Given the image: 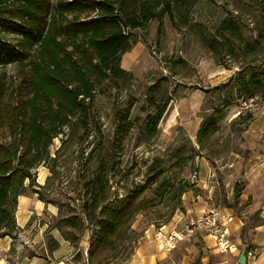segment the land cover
Listing matches in <instances>:
<instances>
[{
    "label": "rangeland",
    "instance_id": "1",
    "mask_svg": "<svg viewBox=\"0 0 264 264\" xmlns=\"http://www.w3.org/2000/svg\"><path fill=\"white\" fill-rule=\"evenodd\" d=\"M172 6L170 15L151 20L145 28L131 33L128 48L119 55V78L106 79L95 87L86 120L87 138L79 118L73 119L52 140L45 161L31 170L32 186L29 180L23 182L22 194H35L44 205L42 214L31 221L47 225L44 250L37 249L45 261L46 253L52 258L57 246L49 235L52 229L69 243L73 253L77 251L75 258L87 257L93 224L83 214L88 196L85 185L101 163L107 169L109 199L125 196L155 175H160L159 179L143 198L152 199L163 179L175 188L160 203L138 213L126 227L123 240L103 250L94 263H119L147 227L157 229L167 224L181 210L182 195L180 207L175 205L177 185L183 182L192 184L186 192L192 197L200 195L209 207L232 209L242 222L237 235L245 244L251 230L264 224L259 210L246 211L251 198H241L247 175L254 176L256 165L264 168V162L259 161L263 157H256L257 152L264 154V99L258 93L246 97L236 92L237 84L251 72L264 79V0H189ZM227 17H233L240 30V38L231 43L221 40V25ZM214 38L221 45L211 51L208 45ZM23 75L18 65L0 67V141L8 139L6 124L12 102L25 91ZM157 106L165 110L155 134L148 138L147 116ZM127 107L132 127L115 147V115ZM238 112L251 113L252 119L241 124ZM209 116L216 120L218 130L210 147L199 151L196 132ZM205 168L211 171L212 179L202 188L199 180L208 173ZM237 185L241 192L233 206ZM17 234L9 238L15 242Z\"/></svg>",
    "mask_w": 264,
    "mask_h": 264
},
{
    "label": "trees",
    "instance_id": "2",
    "mask_svg": "<svg viewBox=\"0 0 264 264\" xmlns=\"http://www.w3.org/2000/svg\"><path fill=\"white\" fill-rule=\"evenodd\" d=\"M188 1L0 0V67L20 66L25 89L9 109L8 139L0 141V237L17 232L14 219L17 196L22 194L25 180L32 186L31 170L45 161L52 140L75 118L81 121L87 138L86 120L95 87L106 79L119 78V55L128 48L131 33L145 28L151 20L170 15L173 4L184 5ZM221 32L224 43L240 38L238 22L233 17L223 20ZM219 44L221 41L214 38L208 48L216 51ZM245 47L252 51L251 46ZM259 74L251 72L248 79H242L236 92L246 97L258 93L264 99V79ZM164 110L163 106H157L147 116L148 138L155 134ZM239 115L241 124L252 119L248 112ZM128 117L129 107L115 115V147L120 146L132 127ZM217 130L213 117L202 121L196 132L199 151L210 147ZM106 176V165L101 163L96 175L85 185L88 196L83 214L93 224L87 249L89 262L123 240L134 217L160 203L175 188L163 179L152 199L143 198V193L159 179L160 175H155L135 185L125 196L109 199ZM191 188L192 184L185 182L177 185L175 208L180 207L181 195ZM240 189L238 185L234 189L233 206ZM238 239L245 244L240 236Z\"/></svg>",
    "mask_w": 264,
    "mask_h": 264
},
{
    "label": "crops",
    "instance_id": "3",
    "mask_svg": "<svg viewBox=\"0 0 264 264\" xmlns=\"http://www.w3.org/2000/svg\"><path fill=\"white\" fill-rule=\"evenodd\" d=\"M255 154L256 152L253 156ZM258 156L263 157L264 160V154L257 152L256 157ZM262 159L259 160L261 164L264 162ZM258 166L256 165L254 168L255 174L254 176L251 175L253 177H249L247 170L248 182L245 184L241 198L246 200L250 197L251 201L246 207V211L259 210V217L264 219V204H259L261 200H264V168L262 165ZM248 167L251 168V166ZM205 170L208 169L205 168ZM207 172H210L209 175L206 173L203 180H199L202 188H205L207 181L211 183L212 173L210 170ZM43 206V203L35 198V194L23 193L17 196L15 226L17 233H24L23 239L26 243L19 239H15L13 242L8 236L0 237V264H98L100 260L94 263V259L89 262L87 257H83L81 260H78V257L75 258L77 251L75 250L73 253L72 247L56 229L49 231V235L57 243L50 254L52 258H49L48 253H46L47 261L41 255L39 256L37 249L42 247L44 250L43 236L47 225H36V221H31V219L42 214ZM208 208L211 207L200 195L192 197L190 192L183 193L181 210H177L167 224H163L157 229L152 226L147 227L136 245L133 248L130 245L127 249L129 251L127 258L116 264H238L239 254L217 252L214 249L212 237L204 235L202 232H196L191 237L181 241H174V248L171 250L164 247L165 239L170 232L179 231L187 220L201 215ZM226 210L234 216L232 240L239 248L249 246V250L254 253L253 259L245 257L244 264H264V224L254 227L249 234L247 244H242L237 235L242 222L236 217L232 209L227 208ZM51 214L54 213L51 211ZM158 232L163 237L157 238Z\"/></svg>",
    "mask_w": 264,
    "mask_h": 264
},
{
    "label": "built area",
    "instance_id": "4",
    "mask_svg": "<svg viewBox=\"0 0 264 264\" xmlns=\"http://www.w3.org/2000/svg\"><path fill=\"white\" fill-rule=\"evenodd\" d=\"M244 108L246 104L242 103ZM238 112L237 114H239ZM234 216L226 209L211 207L205 210L201 215L195 216L187 220L179 231L170 232L165 239L164 247L167 250L174 248V241H181L189 238L196 232H202L204 235L212 237L214 241V249L219 253H236L237 255L244 251V256L249 259L254 258V253L246 247L239 248L232 240V224ZM18 239H23L24 233H18ZM163 237L160 232L156 237Z\"/></svg>",
    "mask_w": 264,
    "mask_h": 264
},
{
    "label": "water",
    "instance_id": "5",
    "mask_svg": "<svg viewBox=\"0 0 264 264\" xmlns=\"http://www.w3.org/2000/svg\"><path fill=\"white\" fill-rule=\"evenodd\" d=\"M245 256H244V251H241V253L238 256L237 263L238 264H244Z\"/></svg>",
    "mask_w": 264,
    "mask_h": 264
},
{
    "label": "bare ground",
    "instance_id": "6",
    "mask_svg": "<svg viewBox=\"0 0 264 264\" xmlns=\"http://www.w3.org/2000/svg\"><path fill=\"white\" fill-rule=\"evenodd\" d=\"M41 179H42V177H41Z\"/></svg>",
    "mask_w": 264,
    "mask_h": 264
}]
</instances>
